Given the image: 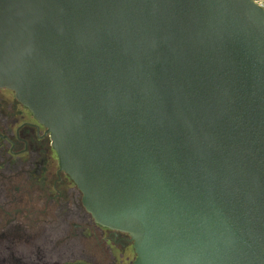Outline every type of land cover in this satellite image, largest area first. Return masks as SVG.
<instances>
[{"label": "water", "instance_id": "obj_1", "mask_svg": "<svg viewBox=\"0 0 264 264\" xmlns=\"http://www.w3.org/2000/svg\"><path fill=\"white\" fill-rule=\"evenodd\" d=\"M263 1L0 0V89L134 264H264Z\"/></svg>", "mask_w": 264, "mask_h": 264}, {"label": "flooded vegetation", "instance_id": "obj_2", "mask_svg": "<svg viewBox=\"0 0 264 264\" xmlns=\"http://www.w3.org/2000/svg\"><path fill=\"white\" fill-rule=\"evenodd\" d=\"M0 89V264H118L129 234L98 224L48 130Z\"/></svg>", "mask_w": 264, "mask_h": 264}, {"label": "rangeland", "instance_id": "obj_3", "mask_svg": "<svg viewBox=\"0 0 264 264\" xmlns=\"http://www.w3.org/2000/svg\"><path fill=\"white\" fill-rule=\"evenodd\" d=\"M10 94L14 96V93H10ZM136 258H137V255L132 248L130 252L126 253L125 257L120 256L118 260V264H134Z\"/></svg>", "mask_w": 264, "mask_h": 264}, {"label": "built area", "instance_id": "obj_4", "mask_svg": "<svg viewBox=\"0 0 264 264\" xmlns=\"http://www.w3.org/2000/svg\"><path fill=\"white\" fill-rule=\"evenodd\" d=\"M260 5H262L264 7V1L260 3Z\"/></svg>", "mask_w": 264, "mask_h": 264}]
</instances>
